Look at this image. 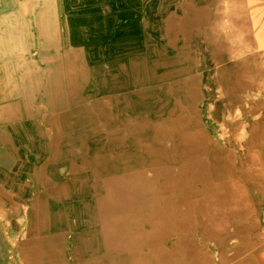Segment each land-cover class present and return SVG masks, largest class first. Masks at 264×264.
<instances>
[{
	"label": "bare ground",
	"instance_id": "bare-ground-1",
	"mask_svg": "<svg viewBox=\"0 0 264 264\" xmlns=\"http://www.w3.org/2000/svg\"><path fill=\"white\" fill-rule=\"evenodd\" d=\"M0 264H264V0H0Z\"/></svg>",
	"mask_w": 264,
	"mask_h": 264
}]
</instances>
